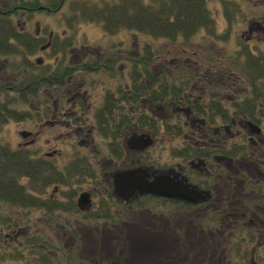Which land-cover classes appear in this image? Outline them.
Masks as SVG:
<instances>
[{
    "label": "flooded vegetation",
    "instance_id": "obj_1",
    "mask_svg": "<svg viewBox=\"0 0 264 264\" xmlns=\"http://www.w3.org/2000/svg\"><path fill=\"white\" fill-rule=\"evenodd\" d=\"M181 1L186 10L198 2V30L215 28L207 0H0L19 38L0 65L8 68L17 59L25 78L41 82L39 128L62 129L61 136L76 144L69 160L55 162L57 149L41 156L53 179L30 191L38 200L18 207L19 215L0 217L8 225L0 227V264H31L10 256L36 250L33 264H264V0H215L224 24H241L235 38L242 45L226 58H200L198 51L188 56L191 24ZM151 2L155 31L162 26L169 35L155 33L144 46L143 6ZM47 15L57 17L47 22ZM78 19L123 38L89 43L64 36ZM159 39L170 48L164 51ZM148 49L152 65L185 60L207 72L144 74ZM147 76L153 89L144 97ZM164 77L170 84L188 79L177 101L168 88V97H159ZM143 111L152 116V130H144ZM158 112L178 119L160 124ZM160 127L168 135L164 164L157 161ZM143 133L152 140L148 147L130 142ZM19 134L36 139L31 131ZM138 169L149 181L166 177L172 191L165 196L116 186L119 174ZM34 235L39 244L14 249Z\"/></svg>",
    "mask_w": 264,
    "mask_h": 264
},
{
    "label": "trees",
    "instance_id": "obj_2",
    "mask_svg": "<svg viewBox=\"0 0 264 264\" xmlns=\"http://www.w3.org/2000/svg\"><path fill=\"white\" fill-rule=\"evenodd\" d=\"M176 4L177 3L175 2L174 5ZM194 4H196V6ZM194 4L186 10L184 3L182 1L179 3L181 12H185V16H187L190 20V36L198 30V27L201 24L198 20V2H194ZM154 8L155 6L152 2L149 3V5L143 6L142 31L150 36L156 33L168 37L169 33L165 27L160 26V29L155 31L154 16H152ZM181 12L179 15H181ZM168 16H164L162 19L167 20ZM208 17V14H206V20H208ZM205 24L209 25V21H206ZM179 29L180 28H178L177 31ZM18 39V33L13 25L12 19L9 18L8 15L3 14L2 8H0V57H7L11 50L10 47H12L13 43H15ZM148 50L149 52L142 59V73L144 74H152L150 63L153 55L151 49ZM22 66L24 65L20 64L18 61L12 60L8 64V67L13 71H17L18 78L15 79V75H13L12 77L5 78L4 80L0 79V126L9 122L11 119L20 120L22 117H26L28 115L34 114L36 117H39L40 115L36 108L40 106L42 98L41 96L39 97L36 92L39 89L41 82L25 78L26 76L19 72V67L21 68ZM8 70L5 69V71ZM176 72L177 71L174 73ZM180 72L185 73V69L182 67V69L176 74H179ZM152 81V77H144L142 90L144 97L146 96V93L150 95L151 89H153ZM160 82H164L165 84L163 83L160 87V89L164 92L160 93L159 97H162L163 95V97H166L167 95L165 94V91L168 88L169 93L173 94L176 101L182 96V92L188 88V79H182L179 77L171 84L168 83L166 77L161 79ZM171 90L172 92H170ZM28 105L30 109H23V106ZM150 115V113L143 111L144 130L146 128L150 130L154 128L151 124L152 116ZM177 116L178 115H176V118ZM145 122H149L147 127ZM162 130H166V127ZM52 169L53 168L50 167L47 162L45 163L42 158L34 156L28 149H24L22 147L13 149L8 145L0 143V205L2 206H0V217L11 216L9 212L14 211L18 213L17 211H22L21 208L29 207L31 206V203L37 202L38 199L32 196L30 191H36L40 186L49 183L46 182L45 178H49V181L50 179H53L52 177H54V171H52ZM6 202L17 207L7 209L3 207V203ZM16 213H14V215H17ZM0 227L6 230L8 225L6 222L0 221ZM28 238L29 237H24L20 240L22 241L23 246L37 245L40 243V240L35 235L33 238L31 236L30 239ZM14 249L19 250L20 246L15 245ZM10 257L14 259H31V264H33L34 259H39V253L36 250L35 253L25 256L23 252H14ZM24 262L25 261H22V264H24Z\"/></svg>",
    "mask_w": 264,
    "mask_h": 264
},
{
    "label": "rangeland",
    "instance_id": "obj_3",
    "mask_svg": "<svg viewBox=\"0 0 264 264\" xmlns=\"http://www.w3.org/2000/svg\"><path fill=\"white\" fill-rule=\"evenodd\" d=\"M236 5V4H235ZM208 10H209V15L212 17L215 28L212 30L209 28H204L202 30H198L195 32L191 38V44L189 46H186L187 49V54L188 56L192 57L194 51H198V56L201 58H213L217 56H221L223 58L230 57L231 55H234L236 53L235 49L236 46L237 48L239 45H242L241 38L237 37L235 38V34L237 33V28L241 27V24H232L228 25L226 22L225 24L221 21L220 16L216 14V10H219V5L215 0H207L206 4ZM234 8H237V5L234 6ZM67 12H63V14H66ZM60 15V14H59ZM55 17L57 16H48L46 18L47 22L52 21ZM78 24L76 26V30L73 31H66L64 36L68 35L71 36V34L75 35L76 39L81 41V42H89V43H98V42H116L118 40H121L123 38V34H116L114 36H111L109 34H106L102 29L97 28L96 25L87 23L84 20L78 19ZM44 22V21H43ZM228 31L230 33L227 35ZM211 39L215 41L214 45L211 42ZM154 42L153 38L145 33L142 34L141 36V43L142 45L145 46V43L151 44ZM159 46L164 50H168L170 48V44L167 42V40L164 39H159ZM161 43L163 45H161ZM218 50L217 52H221V54L215 53V51ZM145 51V50H144ZM146 52V51H145ZM182 56V55H180ZM187 55H183L182 58ZM170 57V56H168ZM165 57V58H168ZM0 57V62H4L3 59ZM17 61V59L13 60ZM156 64V63H155ZM151 64V71L156 73V72H166L168 74L174 73L175 71L179 72L182 67L185 69V73H179L178 75L183 76L184 74H201L202 72H207L205 68H198L200 66L199 64H194V63H185V60H181L179 64H166L165 62H162V64ZM233 64H229L227 66L229 67H234L232 66ZM205 66V65H201ZM208 66V65H207ZM240 67V65H239ZM5 69H9L8 71H5ZM214 71V70H211ZM223 72H228L230 70H227L225 66H223L222 70ZM176 72V73H177ZM210 72V71H209ZM153 73V74H154ZM175 73V74H176ZM15 75V79L18 78L17 71L11 70V68H4L0 65V77L9 78ZM209 80L205 81V88L207 85V82ZM213 83H215V80H212ZM214 88V89H220L222 88L223 90L229 89L230 85H228V88H225V86H218L214 84H209V89ZM22 108V107H21ZM29 108L28 106H23V109ZM31 114V113H30ZM165 115L162 112H158L157 116V121L160 122H165L166 119L168 121H173L177 120V118H166V117H161ZM41 123L40 117H36L34 114L28 115L26 117H22L20 120H15L11 119L8 123L2 124L0 126V143L5 144L10 146L11 148L15 149L17 147H22L24 149H28L34 156L36 157H45L46 152H50L53 149L59 150L61 153V156H57L56 153H54V156L58 157L55 162L60 161L61 159L69 160L72 158L74 154V150L76 148L75 142L70 144V142L74 141L70 140L69 138H64L61 136V132H64L62 129L58 128H47L41 130L39 128V125ZM163 127L159 128V134L157 137H159V143L160 149H159V154L157 161L161 164H164L167 162V159L169 157V151L167 150V142L164 141L165 137H168L167 131L162 130ZM21 130H27L31 131L32 133L35 134V141L32 142H27L30 140V137L27 138H22L21 135L19 134V131ZM177 136V135H175ZM181 136V134H180ZM164 141V143H163ZM49 142V143H48ZM20 144V146H18ZM153 162H155V159H152ZM33 213L38 217L39 216V210L34 209ZM19 215V213H16ZM36 223H38V220H35ZM37 225H35V228H37ZM39 226V225H38ZM22 230L24 228L20 227ZM31 227L30 229H32ZM28 231V230H27ZM27 249L28 247H24L23 245L20 246V249ZM4 264H20V262H13L12 260H8L7 262H4Z\"/></svg>",
    "mask_w": 264,
    "mask_h": 264
},
{
    "label": "water",
    "instance_id": "obj_4",
    "mask_svg": "<svg viewBox=\"0 0 264 264\" xmlns=\"http://www.w3.org/2000/svg\"><path fill=\"white\" fill-rule=\"evenodd\" d=\"M135 140V136H133L130 142L138 143L139 141L142 143V148L148 147L152 143L150 136L146 133L138 135L137 142ZM147 175V171L144 169L126 171L117 176L116 186L118 188L127 186L129 191L138 190L141 193L169 195L172 188L166 177H159L155 178L153 181H149Z\"/></svg>",
    "mask_w": 264,
    "mask_h": 264
}]
</instances>
